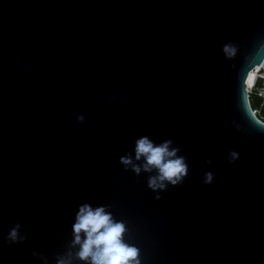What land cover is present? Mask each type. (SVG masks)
I'll list each match as a JSON object with an SVG mask.
<instances>
[{"label": "water", "instance_id": "95a60500", "mask_svg": "<svg viewBox=\"0 0 264 264\" xmlns=\"http://www.w3.org/2000/svg\"><path fill=\"white\" fill-rule=\"evenodd\" d=\"M263 56L264 0H0V264H92L85 205L129 264H264Z\"/></svg>", "mask_w": 264, "mask_h": 264}, {"label": "clouds", "instance_id": "9594fccd", "mask_svg": "<svg viewBox=\"0 0 264 264\" xmlns=\"http://www.w3.org/2000/svg\"><path fill=\"white\" fill-rule=\"evenodd\" d=\"M258 78L264 79V61L252 68L245 79V91L248 93V104L253 115L264 124V89L254 92ZM146 155L148 164L158 167L161 172V179L171 180L180 173L185 172L181 160H166V157L174 155L168 151L167 145L153 147L147 138L138 141L137 158ZM128 161H125L127 163ZM210 178V177H209ZM156 187V180L151 181ZM78 222L74 226L76 243L81 244L79 256L83 260L91 258L92 264H129L137 256V250L130 248L122 242L125 232L124 225L115 223L104 208H97L95 211L90 206H83L78 215ZM81 233L86 235L81 240ZM15 235V233H13ZM137 264L139 262L137 261Z\"/></svg>", "mask_w": 264, "mask_h": 264}, {"label": "built area", "instance_id": "2783aa9c", "mask_svg": "<svg viewBox=\"0 0 264 264\" xmlns=\"http://www.w3.org/2000/svg\"><path fill=\"white\" fill-rule=\"evenodd\" d=\"M264 61V57L261 60V62ZM260 62V63H261ZM260 89H264V79L258 78L255 88L253 89L254 92H258ZM261 99H264V97H261Z\"/></svg>", "mask_w": 264, "mask_h": 264}, {"label": "bare ground", "instance_id": "6f19581e", "mask_svg": "<svg viewBox=\"0 0 264 264\" xmlns=\"http://www.w3.org/2000/svg\"><path fill=\"white\" fill-rule=\"evenodd\" d=\"M263 57H264V56H263ZM262 59H263V58H262ZM260 62H261V61H260ZM258 64H260V63H258ZM258 64H255L254 67H255L256 65H258Z\"/></svg>", "mask_w": 264, "mask_h": 264}]
</instances>
